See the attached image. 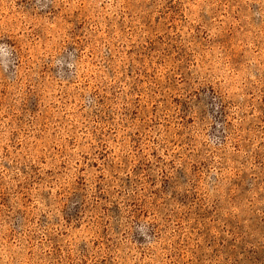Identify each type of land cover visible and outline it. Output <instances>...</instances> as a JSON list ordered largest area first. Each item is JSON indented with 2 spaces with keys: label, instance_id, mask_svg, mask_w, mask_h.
Segmentation results:
<instances>
[{
  "label": "rangeland",
  "instance_id": "rangeland-1",
  "mask_svg": "<svg viewBox=\"0 0 264 264\" xmlns=\"http://www.w3.org/2000/svg\"><path fill=\"white\" fill-rule=\"evenodd\" d=\"M0 264H264V0H0Z\"/></svg>",
  "mask_w": 264,
  "mask_h": 264
}]
</instances>
